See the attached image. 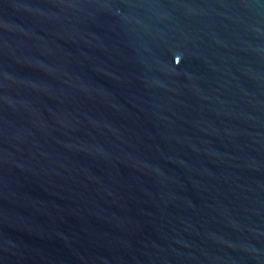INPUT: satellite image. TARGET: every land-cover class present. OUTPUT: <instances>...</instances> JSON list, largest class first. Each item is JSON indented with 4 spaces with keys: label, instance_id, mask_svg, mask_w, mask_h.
I'll return each instance as SVG.
<instances>
[{
    "label": "water",
    "instance_id": "obj_1",
    "mask_svg": "<svg viewBox=\"0 0 264 264\" xmlns=\"http://www.w3.org/2000/svg\"><path fill=\"white\" fill-rule=\"evenodd\" d=\"M0 264H264V0H0Z\"/></svg>",
    "mask_w": 264,
    "mask_h": 264
}]
</instances>
